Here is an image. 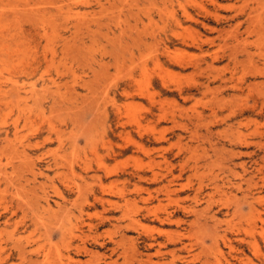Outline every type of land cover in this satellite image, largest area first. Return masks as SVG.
<instances>
[{"label":"rangeland","instance_id":"1","mask_svg":"<svg viewBox=\"0 0 264 264\" xmlns=\"http://www.w3.org/2000/svg\"><path fill=\"white\" fill-rule=\"evenodd\" d=\"M48 1L50 0H0V86L5 89L7 79L18 81L22 99L19 104L27 107V110L21 111L15 105L9 110L0 104V138L3 137V130L10 128L14 120H18L20 125L25 121L31 123L30 127L28 125L22 131L18 140L23 144L31 139V133H39L44 127L45 131H50L48 134L43 133L39 141L43 142L48 136L51 141L44 142V147L32 152L30 156L34 162L40 153L47 154L42 162H34L37 168L43 169L47 161L52 163L54 160L60 165L55 167V171L48 173L51 181L46 182L44 187L52 211L57 210L54 202L63 207L62 211L68 210L69 214L75 216H78V210L82 208V219L98 226L94 235L99 244L92 243L90 247L98 256L111 255L110 249L113 246L110 238L118 240L123 235L126 240L133 239L138 253L143 256L142 259H146L147 253L154 252L147 244L150 238L157 237L154 232L150 233L157 222L147 214L145 207L148 204L143 199L162 185L160 181L151 180L149 163L160 162L164 154L169 165L162 164L161 168L154 170L168 176L167 171L170 169L174 175H178L180 163L189 157V154H177L178 137L183 133L180 127L184 123L180 108L185 105L182 99L185 94L181 95L178 90L191 89L196 100L186 103V107L195 103L198 110L208 109L213 95L202 96L197 91L199 88L194 86L196 82H207L211 88L219 86L220 82H226L222 97L227 99L232 94L228 90L230 85L227 80L231 75L233 83L239 84L237 79L241 77L242 66L239 62L234 65L235 60L231 56V30L238 25L239 32L243 33L248 25L251 27L256 23V18L253 24L252 19H247L249 9L252 17L262 14L260 17L263 19L264 0H258L257 6L254 4L257 0H213L214 3L209 0H54V6L44 4ZM192 2L202 4L211 13L215 12L218 19L206 16ZM254 6L259 9L254 11ZM182 10L189 12L192 20H187ZM152 36H157V41L160 42L156 48L149 46ZM249 38L254 41L256 36L251 35ZM251 51L254 52L253 49ZM237 56L238 60H243L241 54L237 53ZM207 66L212 67L206 69ZM160 77H163V82ZM258 78L247 76L242 83L243 87L246 84L264 83V77ZM151 94L156 96V100L164 102L165 108L174 114L175 124L167 121L154 126V122L150 120V111L155 113L158 106L154 108L149 101ZM116 105L123 106L119 114L114 113ZM260 121L263 124L264 118ZM4 122L5 127L2 126ZM48 125H51V129ZM155 127L157 131L164 133L162 144L154 140L152 128ZM218 129L221 130L220 127ZM118 132L123 134L119 135ZM72 142L76 144L74 149L68 147ZM185 142L186 140L183 141ZM15 144L18 145V142ZM11 149L8 146L4 153H0V168L13 173L14 179L19 173L30 178L27 166L20 164ZM200 151L201 149H197L193 154L199 157L202 154ZM183 157L186 158L182 161ZM193 177L196 179V176ZM197 179H191L193 185H196ZM37 181L44 182L41 178ZM100 182L105 186L113 184L118 188L127 187L129 193L125 200L128 202L124 204L122 197L115 196L111 200L120 203V206L113 209L101 204L100 207L99 203L90 198V205L79 200L77 208L64 203L60 198L64 196L69 201L75 199L76 185L81 186L83 191L93 189L95 194H100ZM24 184L19 190L8 188L5 196L1 193L5 184L0 185V214L4 212V207L19 201H30L32 194L27 191V184ZM134 186L140 190L135 191ZM69 191H73L75 196H68ZM36 192L37 196L42 195L41 191ZM19 193L24 195H21L23 198ZM187 194L188 192L179 195L183 197ZM35 207V214L41 218L46 217L45 220L43 218L46 223L50 222L42 209L45 208L44 202L38 200ZM26 212L24 223L18 224L17 236H31L30 241H35L44 233V229L38 224L34 225L36 218L33 212ZM128 215L139 223L135 231L125 229ZM21 216L17 212V217L12 222L22 218ZM102 217L109 220L105 219L101 223ZM2 221L0 231L4 240L13 227H4ZM78 226L86 233V227ZM162 228L171 232L181 230L175 225ZM73 233L75 235L78 232L74 230ZM43 237L40 238L41 241ZM56 241L57 238L52 239V242ZM158 241L161 242V239ZM206 244L209 245V242ZM35 248V243L30 244L28 250ZM31 255L33 254L29 255L31 263L40 261L38 255ZM81 259L85 260L86 257ZM112 259H116L118 264L123 262L118 252L113 254ZM157 259L152 258L154 261ZM18 262L21 261L14 256L4 264Z\"/></svg>","mask_w":264,"mask_h":264},{"label":"bare ground","instance_id":"2","mask_svg":"<svg viewBox=\"0 0 264 264\" xmlns=\"http://www.w3.org/2000/svg\"><path fill=\"white\" fill-rule=\"evenodd\" d=\"M53 1L50 0L44 4L54 6L55 2ZM169 1L172 2V0ZM209 1L214 3L213 0ZM257 2L258 0L254 2L256 6L258 4ZM192 4L206 16H211L215 20L218 19L219 16L215 12L211 13L202 4H197L196 2H192ZM58 8L60 9L61 7ZM255 9L259 8L254 6L253 10L255 11ZM182 12L187 20H192L189 12L183 10ZM54 13L56 12L54 11ZM251 13L252 11L249 9L246 14V16L248 15L247 19H252L251 24H253V20L256 18L255 21L257 24L255 23L253 26H257L253 28V26L250 27L248 25L245 31L240 33L238 25H236L230 33L232 39L231 56L235 60L234 65L239 62L238 64L242 66V70L240 71L242 73L240 75L241 77L239 79L236 78L239 84L233 83V76L231 75L227 80L230 85L228 90L230 89L232 94L227 99L222 97V94L226 90V82H220L219 86L214 88H211L207 82H196L194 86L199 88L197 91L202 96L206 94L213 95V100L209 104L210 107L208 109L198 110L196 109L195 103L186 107L187 104L196 100L192 90L189 88L184 91H182L183 89L178 90L181 95L185 94L184 98H182L184 99L183 102L185 105L180 108L183 112L182 118L184 123L181 124V127L179 126L183 133L178 137L179 148L177 147V154L184 156L189 154L188 156L190 158L188 157L189 159L184 160L186 157H183L182 161H184L180 163L178 175H174L170 169L167 171L168 176L154 170L161 168L162 164L169 165L164 154L161 156L160 162L151 161L149 163V169L152 173H150L151 180L154 182L160 181V184H162L153 193H148L146 195L147 197L143 199L148 204L145 207L147 214L157 222V226H153L150 231V233L154 232L157 237L150 238L147 244L150 250L154 249L153 254L147 253L145 255L146 259H142L143 256L138 253L133 239L126 240L123 235L118 240H113L114 237L110 238L113 248L110 249L111 255L108 257H105V255L100 257L97 253L93 252L90 248L92 246L91 244H99L98 238L94 235V230L98 226L92 222H85L82 219L84 218V210L82 208L79 209L78 216H75L69 214L68 210L66 212L62 211L63 207L56 202H54V205L57 210L52 211L50 208L49 196L44 191V187L46 182L51 181L48 173L55 171V167L60 165L54 160L52 163L47 161L43 169L37 168L34 162H42L47 156L46 153H40L33 160L34 162L31 161L30 154L38 151L42 146L44 147V142L51 141V137L49 136L43 142L39 141L43 133L48 134L50 131H45L44 127L39 133H37L38 131L31 133V139H28L26 144H23L18 140L21 138L22 131L28 125L30 127L31 123L25 121L23 125H20L18 120H14L10 128L3 130V137L0 138V153H4V150L8 146L10 148L12 147V153L19 159L20 164L27 166L30 178H26L22 176L23 173H19V175L15 176L16 179H14L12 177L13 173H7L5 169L0 168V185L2 183L5 184V187L3 186L4 190L1 193L5 196L8 188L19 190L26 183L28 187L27 191L31 192L32 198L30 201H19L18 203L4 207V212L0 214V222L3 220L4 227H10L11 225L13 227V230L11 229L12 231L6 234V239L4 240L1 237L2 232L0 231V264L8 262L14 256L26 264H100L101 260H104L103 264H118L116 259H112L113 254L115 255L117 252L118 256L123 260L121 264H264V123L262 124L260 121L264 118V83L246 84L245 87L242 85L247 76H251L252 78L264 77V18L262 19L260 17L262 14L252 17ZM256 14L255 12L254 15ZM177 24L179 26L180 22L178 21ZM32 35L35 37V34ZM251 35L256 36L254 41H251L249 38ZM150 40L149 46L151 48H156V46L160 45V42L157 41V36L150 37ZM252 49L254 52L251 51ZM237 53L242 55L243 60H238ZM42 58L44 59V57ZM7 62L9 61L7 60ZM156 67L161 71L158 64H156ZM210 67L212 66L205 68L209 69ZM21 68L23 67L21 66ZM160 78H162L163 82V77ZM6 82L8 84L4 85L5 89H2L0 86V104L9 110L15 105L21 111L26 109V106L21 107L19 104L22 101L19 95L21 87L19 82L12 79H7ZM148 82H146L147 86H149ZM126 96L128 97V95ZM155 97L154 94L148 97L154 108L158 106L155 113L150 111V120L154 122V126L155 124L160 125L167 121L175 122L174 114L165 108L166 105L164 102L156 100ZM124 105L126 106V103ZM122 107L116 105L115 109L113 108L114 113L119 114ZM4 125L5 122L2 126L5 127ZM48 127L51 129V125H48ZM118 133H120L119 135L123 134L122 132ZM152 133L156 143L162 144L164 141V133L157 131L156 127L152 128ZM184 140H186L185 143H183ZM15 142H18V145ZM75 146L76 144L74 142L68 145L72 149ZM197 149H201L202 151H200L202 154L199 157L193 154L194 152L196 153ZM9 152L11 153V151ZM192 154L197 158H194L195 156L193 157ZM187 173L190 175H185ZM184 176L185 178H183ZM193 176H196V179L199 177L196 185H193L191 182L192 178L196 180ZM38 178L43 179L44 182L38 183ZM92 188L94 187L92 186ZM75 189L76 197L71 201L67 200L64 196H60L64 203H69V205L74 207L78 206L77 202L79 200H82L84 204L90 205V198H92L93 202L99 203L98 205L101 204L118 209L120 203L111 199L119 196L125 200L129 193L128 188L125 186L122 188H118L113 184L105 186L101 182L99 183L100 194H95L93 189L83 191L81 186L77 185ZM134 189L135 191L140 190L137 186H134ZM36 191H41L42 195L40 197L37 196ZM72 192L69 191L67 195L71 196ZM187 192L188 194L183 197L179 195ZM21 195L23 194L19 196ZM38 200L44 202L45 208L43 207L42 209L48 215L50 222L46 223L44 221L46 217L44 218L42 216L44 218L43 220V218L39 217L40 215L37 216L35 214L34 207L37 206ZM127 202L128 200L126 199L124 204ZM35 209L37 208L35 207ZM26 211L33 212V216L36 218L34 220L36 224L34 225L37 226L38 224L44 229V233L39 235L35 241H30L31 236H28L31 235L30 232H28L30 233L27 235L28 237L25 236L26 238L17 236L18 224L24 223L23 220L27 217ZM17 212L22 214V218H20L21 220L18 218V222L14 220L15 222L13 223L12 220L14 217H17ZM87 216L90 218V215L87 214ZM128 217L127 219L129 220L125 225V229L126 231H135L139 223L132 217ZM100 219L101 223L105 219L109 220L107 217ZM78 225L86 227V233L81 231V227L79 228ZM170 225H175L176 228H180L181 230L171 232L162 228L163 226ZM74 230L78 232L75 235L73 233ZM41 237L47 243H44V239V242L41 241ZM53 238H57V241L52 242ZM73 239L78 240V242L76 243ZM159 239H161V242L158 241ZM206 242H209V245ZM34 243L36 248L34 250H28L29 245ZM30 254L38 255L40 261H35V263L33 260L34 263H31L32 258L29 256ZM84 257L86 259L82 260L81 258ZM153 257H157L158 259L154 261L152 260Z\"/></svg>","mask_w":264,"mask_h":264}]
</instances>
